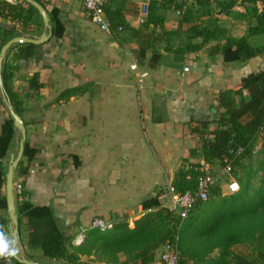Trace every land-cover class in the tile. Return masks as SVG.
<instances>
[{
  "label": "crops",
  "instance_id": "crops-1",
  "mask_svg": "<svg viewBox=\"0 0 264 264\" xmlns=\"http://www.w3.org/2000/svg\"><path fill=\"white\" fill-rule=\"evenodd\" d=\"M37 1L46 12L53 7L58 10L63 29L59 36L47 32V39L37 43L28 59L16 58L15 43L0 56V125L8 113L22 118L25 139L33 150L28 172L20 181L23 196L34 204H48L68 243L77 245L86 239L87 229L95 227L93 219L103 220L105 228L121 221L133 227L141 216L154 215L151 211L156 208H143L141 201L168 183L147 139L143 110L155 140L159 145L169 144L175 153L172 170L183 158L204 162L190 155L189 149H198L204 135L212 138V134L208 128L195 132L193 125L217 115L216 94L226 87H238L242 76L263 66L264 50L252 58L226 61L220 53L210 52L213 44L223 40L206 42L182 57L156 45L160 55L149 66V56L137 55L135 41H117L111 31L88 17L79 0ZM144 3L147 0H124L123 13L130 25L137 27L144 21ZM242 14L243 8L235 6L218 15L230 35L245 33L249 22ZM173 17L169 12L167 26ZM8 23L0 15V29ZM43 31H47L44 24L34 37ZM249 41L259 45L264 34L251 36ZM3 69L9 74L6 82ZM3 82L19 100V113ZM19 138L15 127L1 159L5 172L10 154L18 150ZM0 214L8 217L5 237L17 240L20 249L18 257L5 264L22 257L35 264H60L43 255L39 245L28 243L25 215H17L15 232L7 209H0ZM160 249L161 244L146 263L128 261L123 252L117 253L118 262H106L94 249L80 257L92 264H159Z\"/></svg>",
  "mask_w": 264,
  "mask_h": 264
},
{
  "label": "trees",
  "instance_id": "trees-1",
  "mask_svg": "<svg viewBox=\"0 0 264 264\" xmlns=\"http://www.w3.org/2000/svg\"><path fill=\"white\" fill-rule=\"evenodd\" d=\"M124 0H108L104 5L110 23V31L119 42L135 41L137 55L149 56V66H154L160 52L156 45L173 50L179 57L199 50L206 42L223 40L210 47V52L220 53L223 60L252 58L264 50V42L253 45L251 36L264 34V0H147L146 17L137 27L130 25L123 13ZM235 6L243 8L242 16L249 24L244 34L232 36L219 18ZM169 12L174 13L172 25L167 26ZM53 35H61L63 25L56 8L47 9ZM0 15L9 23L0 29L4 43L14 35L34 37L43 28L38 9L27 0H0ZM149 26H151L149 28ZM200 38V41L196 39ZM176 44V45H175ZM16 58L28 59L36 43L16 42ZM149 54V55H148ZM3 81L8 73L2 70ZM3 82L13 101L15 111L20 112L19 100ZM219 105L217 115L211 119L198 120L192 130L199 132L208 128L212 138L204 135L201 146L191 147L190 155H197L204 163L218 167H229V173L236 178L239 189L223 193L221 184L209 188L208 197L200 200L188 213L180 216L159 206L158 195L167 187L141 201L143 208H156L153 217L143 215L129 227L125 221L111 227L99 229L90 227L86 239L77 245L68 243L66 234L48 204H34L26 200L22 189H13L17 215H25L28 223V243L39 245L43 255L60 261V264H92L80 257L92 249L106 262H118L117 253L127 254V260L146 263L153 259L154 249L165 240H174L180 250V264H229L232 247L248 243L250 254L235 252L234 264H264V65L251 70L240 78L238 87H226L216 94ZM15 132L13 116L8 113L0 125V209L6 208L5 166L2 160L7 154ZM260 136L261 147L256 153L253 146ZM32 148L24 140L23 156L14 169V178L20 183L28 172V161ZM261 170L260 174L257 171ZM202 173L201 162L183 158L174 169L171 186L175 191L193 190ZM257 177V179H255ZM198 210L194 213V208ZM200 213L202 220L192 221ZM199 216V217H200ZM155 218V219H154ZM178 222L176 229L171 220ZM7 215L0 214V226H6ZM175 230V231H174ZM174 231V232H173ZM176 232V233H175ZM217 248L216 256L208 254ZM0 259V264H5ZM13 264H25L14 259Z\"/></svg>",
  "mask_w": 264,
  "mask_h": 264
},
{
  "label": "built area",
  "instance_id": "built-area-1",
  "mask_svg": "<svg viewBox=\"0 0 264 264\" xmlns=\"http://www.w3.org/2000/svg\"><path fill=\"white\" fill-rule=\"evenodd\" d=\"M85 13L98 26L106 31H110V23L106 16L104 5L108 0H79ZM146 3L143 5V12L146 13ZM133 66H135L133 64ZM207 163L201 162L202 173L198 176L197 186L193 190L175 191L171 185L159 193V206L170 211H173L180 216V219L185 218L189 211L200 201L208 197L209 188L214 184L220 183V175L224 172L230 176L229 167L214 168ZM15 190L20 192L21 184L15 183ZM239 189V184L235 179H229L226 184V190L236 191ZM92 225L100 229L105 228L106 223L101 219H93ZM159 264H180V250L177 243V235H174V240H165L161 244L159 251Z\"/></svg>",
  "mask_w": 264,
  "mask_h": 264
},
{
  "label": "water",
  "instance_id": "water-1",
  "mask_svg": "<svg viewBox=\"0 0 264 264\" xmlns=\"http://www.w3.org/2000/svg\"><path fill=\"white\" fill-rule=\"evenodd\" d=\"M32 3L39 11L43 24L46 27L47 31H43L39 37H30L25 35H14L8 40H6L0 48V56L3 57L7 48L16 42H32V43H41L45 39H47L48 34H51V25L49 22V17L43 5L37 0H27ZM48 32V34H47ZM143 122H144V129L147 136V139L151 145V148L161 165L167 179L168 185H171L172 177H173V170L171 167V159H176L175 153L171 150L169 144L162 142L161 145L155 140L151 131H150V124H149V117L145 110H143ZM13 124L16 128L20 131V138H19V146L16 154H10L9 162L7 165V169L5 172V198H6V209L8 211L9 218L11 219L14 227L15 232L17 231L18 226V218L17 213L15 211V204H14V169L19 163L22 158L23 154V147H24V140L26 138V131L25 126L23 123L22 118L19 114L13 113ZM25 264H35L32 260L22 257L20 259Z\"/></svg>",
  "mask_w": 264,
  "mask_h": 264
},
{
  "label": "rangeland",
  "instance_id": "rangeland-1",
  "mask_svg": "<svg viewBox=\"0 0 264 264\" xmlns=\"http://www.w3.org/2000/svg\"><path fill=\"white\" fill-rule=\"evenodd\" d=\"M264 60V59H263ZM256 65H259V63H257ZM261 138H260V136H258L257 138H256V140H255V142H254V146H253V151L256 153V151L257 150H259L260 149V147H261ZM255 157H257L258 159H260V158H263L264 157V154H262V153H256L255 154ZM178 164H179V162H177L176 164H174V169L178 166ZM173 169V170H174ZM213 170H216V169H214L213 168ZM260 172H261V170H259V171H257V174H260ZM229 179H235L236 180V178L235 177H233L231 174H230V176L229 175H227L226 173H222L221 175H220V178H219V180H220V183H221V186H222V189H223V193L224 194H228L229 192L226 190V184H227V182H228V180ZM255 179H257V177H255ZM198 206H196L193 210H194V213H195V211L196 210H198V208H197ZM201 214L200 213H197L196 212V214H195V216L194 217H192L191 219H192V221H195V222H197V221H199V220H202V218L203 217H201L200 216ZM200 216V217H199ZM175 219H173V220H171V226L175 223V222H177V221H175ZM174 222V223H173ZM177 225H178V222L176 223V225L174 226V228L176 229V227H177ZM175 231V230H174ZM173 231V232H174ZM176 233V232H175ZM174 235H176V234H174ZM235 252H240V253H243V254H250L251 253V246L248 244V243H246V244H238V245H235V246H233L232 247V250H231V252H230V254H229V256H228V259H229V264H234V260L232 259V255H233V253H235ZM219 253V250L217 249V248H215V249H213L209 254H208V256H216L217 254Z\"/></svg>",
  "mask_w": 264,
  "mask_h": 264
},
{
  "label": "clouds",
  "instance_id": "clouds-1",
  "mask_svg": "<svg viewBox=\"0 0 264 264\" xmlns=\"http://www.w3.org/2000/svg\"><path fill=\"white\" fill-rule=\"evenodd\" d=\"M19 252L18 241L15 239L8 240L5 237L3 226H0V259L10 262L12 258L18 257Z\"/></svg>",
  "mask_w": 264,
  "mask_h": 264
}]
</instances>
